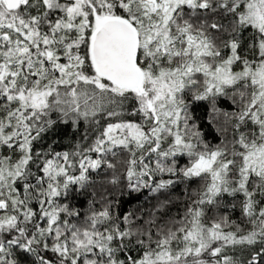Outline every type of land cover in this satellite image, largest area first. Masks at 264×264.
I'll return each instance as SVG.
<instances>
[{"label":"snow or ice","instance_id":"obj_1","mask_svg":"<svg viewBox=\"0 0 264 264\" xmlns=\"http://www.w3.org/2000/svg\"><path fill=\"white\" fill-rule=\"evenodd\" d=\"M0 264H264V0H0Z\"/></svg>","mask_w":264,"mask_h":264},{"label":"trees","instance_id":"obj_2","mask_svg":"<svg viewBox=\"0 0 264 264\" xmlns=\"http://www.w3.org/2000/svg\"><path fill=\"white\" fill-rule=\"evenodd\" d=\"M136 205H135V202L131 203V204H128L126 205L125 207V210H131L132 208H134Z\"/></svg>","mask_w":264,"mask_h":264}]
</instances>
